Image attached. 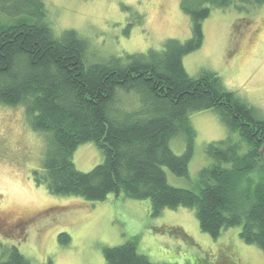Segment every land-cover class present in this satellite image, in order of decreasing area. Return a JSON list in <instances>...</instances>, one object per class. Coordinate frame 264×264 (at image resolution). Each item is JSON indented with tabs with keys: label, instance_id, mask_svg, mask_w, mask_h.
<instances>
[{
	"label": "trees",
	"instance_id": "1",
	"mask_svg": "<svg viewBox=\"0 0 264 264\" xmlns=\"http://www.w3.org/2000/svg\"><path fill=\"white\" fill-rule=\"evenodd\" d=\"M246 2L181 0L192 20L188 40L92 59L89 41L77 30L55 33L45 0H0V102L24 105L32 127L50 134L37 183L54 195L91 201L111 193L148 199L156 216L167 208H194L204 232L217 238L240 227V237L264 252V117L216 72L192 76L183 60L202 46L203 22L213 9L241 10ZM205 109L217 110L230 134L207 144L214 161L200 170L199 190L174 186L165 167L189 174L196 138L190 114ZM177 135L186 140L183 154L170 145ZM89 141L104 160L82 171L73 156ZM104 254L107 264H157L139 251L137 239L106 247ZM0 264L34 263L16 245L1 244Z\"/></svg>",
	"mask_w": 264,
	"mask_h": 264
},
{
	"label": "rangeland",
	"instance_id": "2",
	"mask_svg": "<svg viewBox=\"0 0 264 264\" xmlns=\"http://www.w3.org/2000/svg\"><path fill=\"white\" fill-rule=\"evenodd\" d=\"M181 0H45L56 34L75 29L90 44L92 59L162 49L168 39L186 41L192 20ZM249 0L244 9H213L204 22V41L186 54L192 76L216 72L225 87L264 117V3ZM196 130L189 174L165 167L170 184L199 190V172L214 160L206 153L212 141L229 129L215 109L190 114ZM238 138V135H235ZM50 134L36 131L24 105L0 102V245H16L34 264H107L104 250L131 239L157 264H264V252L232 227L213 237L204 232L190 207L151 214V201L111 193L102 201L76 195H54L36 181L44 170ZM177 154L186 150L184 136L171 140ZM74 162L90 171L104 160L95 142L79 145ZM251 176L262 181L260 174ZM264 180V179H263ZM62 234H68L63 237ZM68 239L67 242L62 240Z\"/></svg>",
	"mask_w": 264,
	"mask_h": 264
}]
</instances>
